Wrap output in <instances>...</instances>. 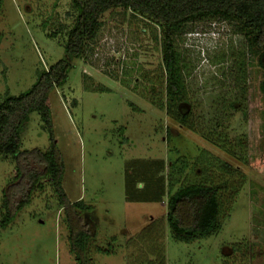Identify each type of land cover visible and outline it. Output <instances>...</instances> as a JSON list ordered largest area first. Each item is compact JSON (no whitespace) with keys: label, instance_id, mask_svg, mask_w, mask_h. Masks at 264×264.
I'll return each instance as SVG.
<instances>
[{"label":"rangeland","instance_id":"1","mask_svg":"<svg viewBox=\"0 0 264 264\" xmlns=\"http://www.w3.org/2000/svg\"><path fill=\"white\" fill-rule=\"evenodd\" d=\"M74 15L70 0H0V101L30 89L38 71L64 56ZM101 23L84 59L74 60L66 83L48 94L49 129L32 112L19 148L55 145L65 199L91 208L80 213L93 233L92 264H158L154 253L163 254L164 264H264V60L246 53L243 35L226 22L190 23L177 38L195 131L223 121L228 138L244 144L235 148L245 150L240 162L150 102L164 92L153 36L159 29L122 9L107 11ZM242 51L244 100L224 74ZM220 93L244 111L224 119ZM182 161L197 165L170 177L171 192L193 182L227 181L218 194L220 229L192 241L173 238L165 220L169 174ZM15 175L14 158H0V217L3 190L20 199L24 182ZM41 181L42 189L36 187L0 228V264H76L66 211L50 183Z\"/></svg>","mask_w":264,"mask_h":264},{"label":"trees","instance_id":"2","mask_svg":"<svg viewBox=\"0 0 264 264\" xmlns=\"http://www.w3.org/2000/svg\"><path fill=\"white\" fill-rule=\"evenodd\" d=\"M70 2L75 15L71 27L66 32L64 56L48 69L38 71L30 89L15 96H5L0 101V158L13 157L16 161L14 180L21 178L24 182L20 188L18 201L14 199L16 193L3 190L0 228H5L11 223L15 214L29 203L32 191L36 187L42 189L41 180L45 179L58 195L61 207L63 206L66 211L70 252L74 255L76 264H92L88 255L93 233L80 213L91 208L82 206L80 201L72 203L65 199L61 185L63 164L55 145L52 144L48 151L39 149L19 151L20 134L29 115L38 112L49 129L50 112L47 104L49 92L66 83L74 60L84 59L88 43L100 29L103 14L122 9L129 18H141L153 25L154 29H159V35L155 33L153 36L160 46L159 66L161 78L164 79V92L160 97L153 96L149 99L150 102L164 110L170 120L198 133L209 143L223 148L227 155L242 162L245 150L235 148L244 147V144L240 142L241 138L235 140L228 138L220 129L221 126L224 127L223 121H215L213 129L195 131L196 119L193 118V108L187 99L185 85L186 64L181 59L177 38L187 32L185 27L190 23L212 20L233 24L235 28L232 32L243 35L246 53L257 55L259 63L263 64L264 0H70ZM243 55L242 51L239 59H234V62L226 67L224 74L229 77L228 79H232L235 86L233 89L239 90L244 100L247 62ZM260 89L264 93V81L261 82ZM220 95L221 108L227 113L224 119L229 116L230 111H244L236 99L227 100L224 93ZM204 119L207 120V116ZM206 122L209 123L211 120ZM221 162L224 168L228 169L229 175L233 174L234 170L231 169L230 163L226 160ZM180 163L179 166L174 165L169 174L165 219L167 226L173 238L179 241H192L210 236L220 229L218 194L227 181H221V185L212 182H193L183 184L171 192L170 177L187 167L194 168L197 165V161L192 165L184 164V161ZM158 231L163 234V230ZM93 249L95 252L105 251L98 246ZM154 255L156 257L154 261L164 264L163 254Z\"/></svg>","mask_w":264,"mask_h":264}]
</instances>
